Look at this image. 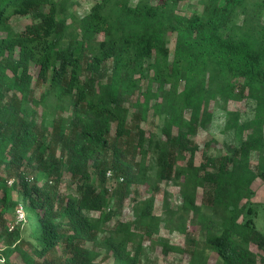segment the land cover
Wrapping results in <instances>:
<instances>
[{
	"label": "trees",
	"instance_id": "16d2710c",
	"mask_svg": "<svg viewBox=\"0 0 264 264\" xmlns=\"http://www.w3.org/2000/svg\"><path fill=\"white\" fill-rule=\"evenodd\" d=\"M92 1L70 24L73 0H0V248L33 264H106L83 236L96 237L93 213L122 209L133 195L134 219L115 223L119 238L109 245L119 262L141 264L156 230V198L176 187L179 202L170 208L165 196L162 210L176 231L189 235L190 215L207 204V246L225 264H264V233L253 217V184L264 174L251 162L256 146L264 162V0H200L185 11L181 0ZM232 22L239 29H229ZM239 79L256 103L253 134L215 159L209 181L207 150L200 165L179 164L193 127L185 112L201 100L206 126L215 101L239 99ZM149 116L163 119L160 136L142 127ZM97 120L106 129L84 128ZM191 145L187 151L198 149ZM108 171L124 178L111 193ZM20 204L25 234L5 229V215ZM156 243L165 255L182 252L165 238Z\"/></svg>",
	"mask_w": 264,
	"mask_h": 264
},
{
	"label": "rangeland",
	"instance_id": "374dc122",
	"mask_svg": "<svg viewBox=\"0 0 264 264\" xmlns=\"http://www.w3.org/2000/svg\"><path fill=\"white\" fill-rule=\"evenodd\" d=\"M200 0H181L180 9L185 11L192 8L199 7ZM92 0H73L72 18L69 23L76 19L83 18L87 15L93 6ZM22 19H14V23H20ZM229 29H239L235 23H231ZM176 42V35L169 36V46L171 50V58H173L174 48ZM155 60V54L152 58L147 60L145 68L151 71V64ZM242 80L234 82L232 93L237 100H229L227 102L217 100L211 105L213 115L207 121L206 126L202 125L204 120L205 109L201 100H196L193 104L187 107L185 116L188 120L193 122V127L188 129L181 140L182 152L179 156V164L181 166H198L203 161L204 151L207 150L208 156V171L207 179L214 181L216 178L215 159L219 156H228L232 145L239 146L240 143L248 139L253 134V126L251 124L255 117L256 103L243 96L242 93ZM183 88V85H182ZM141 106L139 107V109ZM103 121H87L84 125L85 129L102 131L106 129ZM151 137L161 135L163 127V119L153 118L149 116L148 120L142 123ZM114 133L115 126L111 127ZM198 146V149L186 150L191 144ZM48 148V144L46 145ZM260 147L256 146L251 154L252 165L257 171L264 174V162L260 160ZM261 166V167H260ZM148 168L152 175L156 173V163L150 159ZM92 181L96 184L99 183V174L97 170V163H93L91 167ZM123 177V176H122ZM65 182V181H64ZM61 184V190H65V183ZM114 191L117 183L111 181L108 184ZM166 194L159 195L156 198L155 213L158 216L156 223V230L153 240L146 243V252L144 253L141 264H198L201 259L206 264H225L223 259L216 254L206 244V224L207 219L211 217V207L207 204H202L190 215L188 222L189 235L180 233L175 230V226L170 223L163 215L164 197L168 199L169 207L177 204L180 200V192L176 187H163ZM253 189L256 196L253 199V211L256 227L264 233V180L258 177L253 184ZM110 191V193L112 192ZM140 192L146 196L144 187L140 188ZM133 195L127 198L122 209H117L114 205L106 207L102 213L95 212L92 214L91 219L97 226L96 237L92 238L90 235H84L86 245L98 253L97 260H105L106 264H124L115 259L109 241L118 240L119 235L114 232L113 227L119 220L128 222L134 219L133 213ZM110 208V210H109ZM16 209L10 210L4 217L5 229L15 227L22 234L26 233L28 228V217L24 226L16 223ZM28 215L27 210H25ZM112 214L111 218L105 216ZM74 221L73 218L69 219ZM75 222V221H74ZM14 229V230H15ZM157 238H165L170 245H174L182 250L181 253H172L165 255L162 247L156 241ZM134 251V247L130 248ZM252 251L257 252V247L252 246ZM197 253V254H195ZM34 258L28 256L24 258L21 253L15 251L10 256H6L5 248H0V264H33Z\"/></svg>",
	"mask_w": 264,
	"mask_h": 264
},
{
	"label": "built area",
	"instance_id": "2783aa9c",
	"mask_svg": "<svg viewBox=\"0 0 264 264\" xmlns=\"http://www.w3.org/2000/svg\"><path fill=\"white\" fill-rule=\"evenodd\" d=\"M107 179L111 182V181H115V182H124V178L122 176H116L114 174V172L112 171H108L106 174ZM110 191H112V188L109 187ZM110 210V208H109ZM16 223L19 224L20 226H24L26 221H27V216H26V212H25V208L22 204H20L17 208H16ZM9 231H13L15 229V227L12 228H8Z\"/></svg>",
	"mask_w": 264,
	"mask_h": 264
},
{
	"label": "crops",
	"instance_id": "0c3cea01",
	"mask_svg": "<svg viewBox=\"0 0 264 264\" xmlns=\"http://www.w3.org/2000/svg\"><path fill=\"white\" fill-rule=\"evenodd\" d=\"M261 167V166H260Z\"/></svg>",
	"mask_w": 264,
	"mask_h": 264
}]
</instances>
